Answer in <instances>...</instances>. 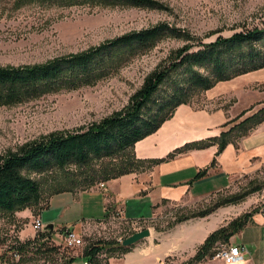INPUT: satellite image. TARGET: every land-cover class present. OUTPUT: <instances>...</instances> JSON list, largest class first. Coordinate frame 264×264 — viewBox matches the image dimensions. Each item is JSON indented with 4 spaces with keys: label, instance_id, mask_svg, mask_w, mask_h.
Here are the masks:
<instances>
[{
    "label": "rangeland",
    "instance_id": "1",
    "mask_svg": "<svg viewBox=\"0 0 264 264\" xmlns=\"http://www.w3.org/2000/svg\"><path fill=\"white\" fill-rule=\"evenodd\" d=\"M157 1L165 8L149 9L125 4H86L49 9L25 4L17 8L15 0H0V66L43 63L86 51L160 23L186 30L205 42L213 41L217 35L228 37L242 29L262 27L264 24V0ZM185 44L178 38L165 37L145 51L126 56L122 64L92 85L49 93L19 105L0 106V156L51 133L78 131L124 110L145 80L167 64L173 53ZM245 75L236 77L239 78L236 81L244 85L247 79L250 80L249 85L254 91L262 93L257 94L259 97L264 98V68L251 72L247 78L243 77ZM165 92L166 88H163L156 98L162 97ZM206 92L191 96L189 104L183 105H190L197 110H211L219 107L229 109L236 103L232 97L210 100ZM242 133L235 132L231 138H238ZM145 167L147 165L141 168ZM64 177L66 175L62 173L36 176L43 189L40 206L14 215L0 214V264H67L68 259L73 258L74 264H82L86 248L93 243L101 240L122 242L140 229H150L151 236L136 244L134 264H224L210 258L199 263L190 260L204 242L207 232L212 233L253 210H259V213L264 211L263 167L256 174L241 178L232 190L207 201L186 206L165 205L156 211L153 219H143L138 227L119 220L107 221L104 226L92 224L82 234L80 224L72 223L74 232L77 235L80 233L78 236L82 238L83 244L71 249L65 245L62 235L66 228L56 230L50 237L45 235L47 230L36 231L34 228L36 218H41L43 227L57 224L62 208L71 204L72 195L58 194L65 185ZM255 187L261 189L249 194L238 204L222 206L204 218L177 222L178 218L211 207L222 198L245 193ZM89 189L76 182L71 193ZM50 201V209L43 212ZM202 227L204 232L197 230ZM35 237L40 238L39 243L45 245L37 248L32 244L30 248L20 252L18 249L15 253L17 247ZM123 257H110L103 252L92 263L121 264Z\"/></svg>",
    "mask_w": 264,
    "mask_h": 264
},
{
    "label": "trees",
    "instance_id": "2",
    "mask_svg": "<svg viewBox=\"0 0 264 264\" xmlns=\"http://www.w3.org/2000/svg\"><path fill=\"white\" fill-rule=\"evenodd\" d=\"M25 4L37 5L41 9L86 4L165 8L157 0H15L17 8ZM165 37L178 38L186 44L173 53L167 64L145 80L143 86L131 97L127 108L78 131L51 133L0 156V214L14 215L40 206L43 189L36 176L54 173L66 175L65 185L58 193L61 194L71 192L76 182L87 189L97 183L136 172L146 165L136 157V144L158 131L164 122L172 118L180 105L189 104L191 96L208 91L219 82L230 81L264 68V24L262 27L242 29L228 37L217 35L213 41L205 42L186 30L160 23L86 51L43 63L0 66V106L19 105L49 93L92 85L122 64L126 56L145 51ZM163 88H166L164 95L156 98ZM245 114L246 112L239 118ZM239 118L233 122H237ZM263 121L264 107L223 131L219 139L213 140L219 145L216 156L230 143L233 133L243 132L242 136H246ZM228 125L229 123L225 126ZM208 146L210 142H196L185 145L175 153ZM175 153L168 158H172ZM160 161H153L152 164ZM216 161L215 158L211 167ZM207 170L200 171L195 180L203 178ZM260 189L255 187L245 193L222 198L211 207L178 218L177 222L204 218L222 206L242 202L249 194ZM257 213L259 210L245 213L212 232L190 262L199 263L212 259L217 247L223 243L228 244ZM46 230L45 235L50 237L51 229ZM39 240L40 238L35 237L32 241L23 243L16 248L15 253L18 249L20 252L30 248L32 244L37 248L44 246L45 243L40 244ZM130 249L131 247H124L122 242L101 240L87 247L83 257L93 264L103 252L110 257L120 258L128 254ZM74 263V258L67 261V264Z\"/></svg>",
    "mask_w": 264,
    "mask_h": 264
},
{
    "label": "crops",
    "instance_id": "3",
    "mask_svg": "<svg viewBox=\"0 0 264 264\" xmlns=\"http://www.w3.org/2000/svg\"><path fill=\"white\" fill-rule=\"evenodd\" d=\"M237 79L221 82L206 92L210 100L235 98L236 103L229 109L197 110L190 105H181L158 131L138 142L136 157L147 167L86 191L68 192L72 195L71 204L62 208L58 223H52L51 236L61 228L75 231L72 223H79L84 234L92 224L104 226L107 221H113L118 210L122 211L125 220L153 219L156 211L165 205L186 206L207 201L232 190L241 178L260 171L264 167V121L248 135L230 138L224 151L216 156L219 145L213 140L264 106V98L257 95L262 93L253 90L250 80L241 85ZM245 111L248 112L233 122ZM201 141L210 142V146L175 153L185 145ZM173 153L174 156L168 158ZM215 158L216 164L211 167ZM205 169H208L207 174L195 180V176ZM50 205L51 201L43 212L50 209ZM203 229L197 230L204 232ZM209 234L207 232L203 241ZM229 244L244 248L245 260L240 264H264V213L255 214ZM136 246L124 255L121 264H134Z\"/></svg>",
    "mask_w": 264,
    "mask_h": 264
},
{
    "label": "built area",
    "instance_id": "4",
    "mask_svg": "<svg viewBox=\"0 0 264 264\" xmlns=\"http://www.w3.org/2000/svg\"><path fill=\"white\" fill-rule=\"evenodd\" d=\"M114 217L115 219H112L113 221L119 220L120 222H125L126 224H130V226L132 227H138L142 222V220H125L122 211L120 210L116 212ZM34 228L36 231L46 230V227H43L41 218H36L34 220ZM138 231H142V230L141 229L136 230V232ZM62 235L64 237L65 245L68 248L76 249L81 247L83 244L82 238H80L74 231H71L70 229H66L65 233ZM212 259L220 260L224 264H240L245 260V251L244 248L240 246H232L229 243L228 244L223 243L220 244L219 247H217L216 253ZM83 264H90V262L85 259Z\"/></svg>",
    "mask_w": 264,
    "mask_h": 264
},
{
    "label": "water",
    "instance_id": "5",
    "mask_svg": "<svg viewBox=\"0 0 264 264\" xmlns=\"http://www.w3.org/2000/svg\"><path fill=\"white\" fill-rule=\"evenodd\" d=\"M46 229H53V225H48L46 226ZM151 236V231L150 229H145L142 231H138L136 233H134L133 235H131L130 237H128L127 239L122 241V245L124 247H133L136 244H138L140 241L147 239Z\"/></svg>",
    "mask_w": 264,
    "mask_h": 264
}]
</instances>
